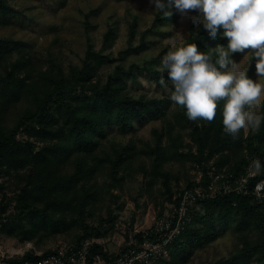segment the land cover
I'll return each instance as SVG.
<instances>
[{"label":"trees","instance_id":"16d2710c","mask_svg":"<svg viewBox=\"0 0 264 264\" xmlns=\"http://www.w3.org/2000/svg\"><path fill=\"white\" fill-rule=\"evenodd\" d=\"M19 12L9 0H0V25H6ZM171 12L165 17L157 10L151 27L139 33L137 45H132L137 32V18L133 17L129 44L119 58L103 49L96 50L87 34L81 65H73L68 71L53 57L41 65L30 43L0 37V192L9 188L15 201L9 214L5 212L6 204L0 205V231L37 245L54 236L67 235L71 239L43 249L39 255L30 250L13 260L37 259L62 245H79L84 240L91 241L87 264H93L95 254L113 257L115 253L106 250L98 239L116 229L114 204L120 195L114 189H123L142 152L149 159L148 165L146 162L145 167L141 166L146 185L158 182L173 207L178 206L185 189L198 185L207 188L210 170L236 177L250 165L253 167L254 160L261 163L259 171L253 167L256 173L249 179L248 191L218 190L192 201L181 231L165 244L167 254L154 264H186L196 252L226 235L233 248L202 264H264V196L252 192L255 182L264 177V121L259 131L243 129L233 139L224 132L223 101L218 102L212 122L192 121L184 107L170 100V95L146 97L130 87L142 71L158 87L169 82L160 65L169 46L142 64L126 65L125 60L155 48V41L148 38L166 33L163 26L177 17L175 9ZM84 23L86 28L91 26L88 19ZM115 36V28L108 27L104 42H112ZM191 43L209 53L217 45L226 46L227 39L222 35L212 39L202 24L197 28L191 23L189 34L177 47ZM212 56L214 62L217 56ZM250 60L251 76L255 58ZM107 66L112 68L101 81L98 70ZM259 114L264 115V101ZM156 119L164 125L153 129L152 145L137 151L114 140ZM173 162L189 163L192 169L198 166L201 181L197 183L195 174L187 170L182 175L184 183L180 184L177 176V187L172 190ZM163 208L157 218L165 214ZM150 231L151 226L134 237H149ZM129 232L125 233L126 243L131 238ZM149 238L154 240L156 236Z\"/></svg>","mask_w":264,"mask_h":264},{"label":"rangeland","instance_id":"374dc122","mask_svg":"<svg viewBox=\"0 0 264 264\" xmlns=\"http://www.w3.org/2000/svg\"><path fill=\"white\" fill-rule=\"evenodd\" d=\"M9 2L20 12L8 20L6 25H0V37H12L30 43L41 65H45L48 59L53 57L60 62L65 71L73 65H81V59L85 54L87 34L96 50L103 49L104 53L119 58L120 52L125 50L129 44V25L133 17L137 18V32L132 45H137L139 33L151 27L157 11L149 0H9ZM176 13L177 17L167 26H163L162 30L166 32L165 34L156 33L149 36L148 39L155 41L153 45L155 48L139 55L128 56L125 60L126 65L132 62L142 64L145 59L157 55L166 45L171 48L169 41L172 39L176 41V46L183 43L189 34L191 21L181 17L178 12ZM189 15L195 16L198 13L192 11ZM85 19L91 23L89 28L85 26ZM110 26L115 28L116 36L112 42L105 43L104 33ZM243 56L244 54L240 53L233 60L240 63L242 69H246L248 65L246 75L253 81L264 83V79L259 78L256 72L249 75L251 60ZM117 62L115 61L114 64ZM111 68L112 66H107L98 70L97 75L101 81ZM130 87L135 93L146 97H163L170 95L171 84L165 81L161 87H158L152 77L142 71L138 73L137 82ZM257 112L259 114V108ZM163 125L164 122L161 120H152L141 126L137 125L138 129L132 134L117 135L114 140L140 151L153 144V129H159ZM244 130L247 131V129ZM145 163L148 165L149 159L141 152L134 161L133 171L125 179L123 189H114V192L120 195L118 202L114 204V214L118 217L116 229L98 239L110 253H116L126 243L127 230L131 232L134 228L146 229L152 225L162 207L165 212L173 207L171 202L165 199L167 195L163 194L164 188L160 187L158 182L151 187L146 185L147 177L141 171V166L145 167ZM170 168L174 176L171 181L172 190L177 187L175 180L177 176L180 179L179 183L183 184V172L188 170L190 174L194 173L189 163L182 165L173 162ZM14 203L13 192L9 188L0 192V205L6 204V213L13 211ZM70 241L69 236L61 235L43 240L37 245L32 241L22 242L15 235L10 236L0 231V252L21 256L30 250L41 252L43 249L55 248L59 244ZM231 248H233V242L226 235L217 243L196 252L186 264H202L213 256L227 254Z\"/></svg>","mask_w":264,"mask_h":264},{"label":"clouds","instance_id":"9594fccd","mask_svg":"<svg viewBox=\"0 0 264 264\" xmlns=\"http://www.w3.org/2000/svg\"><path fill=\"white\" fill-rule=\"evenodd\" d=\"M155 10L170 17L175 9L197 28L203 25L208 35H222L227 45H217L209 53L201 52L195 43L171 48L161 57V70L171 84L170 100L186 109L189 120L212 122L218 102L223 101L224 132L233 139L243 129L259 131L264 115L257 109L264 101V83L253 81L240 63L230 57L242 53L255 58V72L264 79V0H149ZM195 11L198 15L191 16ZM222 30V33H221ZM212 53L217 58L213 62ZM256 170L259 160L253 161Z\"/></svg>","mask_w":264,"mask_h":264},{"label":"built area","instance_id":"2783aa9c","mask_svg":"<svg viewBox=\"0 0 264 264\" xmlns=\"http://www.w3.org/2000/svg\"><path fill=\"white\" fill-rule=\"evenodd\" d=\"M193 170L195 180L198 183L202 178L201 170L198 166ZM255 173L252 165L236 177L216 172L214 169L210 170L211 181L207 188L198 185L192 189H185L182 194L180 193L181 198L178 206L172 207L150 225L149 237L156 236V239L152 240L147 235H144L142 239H137L134 234L141 230L134 228L129 232L131 238L125 244L124 249H120L113 257L109 258L95 254L93 264H154L160 256L167 254L165 244L181 231L183 223L188 219V205L192 201L202 198L208 193L213 195L218 190L246 192L248 191L249 179ZM252 192L259 197L264 196V177L255 182ZM90 245V240H84L79 245L65 244L37 259L13 260L15 256L13 253L0 252V264H87ZM36 254L39 255L40 252H36Z\"/></svg>","mask_w":264,"mask_h":264}]
</instances>
